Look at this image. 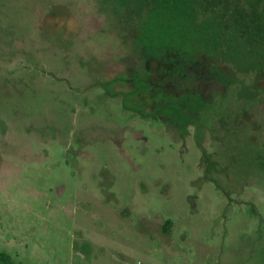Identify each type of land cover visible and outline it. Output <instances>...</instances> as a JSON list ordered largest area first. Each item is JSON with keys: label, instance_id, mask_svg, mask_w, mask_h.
Instances as JSON below:
<instances>
[{"label": "rangeland", "instance_id": "374dc122", "mask_svg": "<svg viewBox=\"0 0 264 264\" xmlns=\"http://www.w3.org/2000/svg\"><path fill=\"white\" fill-rule=\"evenodd\" d=\"M0 253L264 264V0H0Z\"/></svg>", "mask_w": 264, "mask_h": 264}, {"label": "trees", "instance_id": "16d2710c", "mask_svg": "<svg viewBox=\"0 0 264 264\" xmlns=\"http://www.w3.org/2000/svg\"><path fill=\"white\" fill-rule=\"evenodd\" d=\"M219 34H220V31H219ZM202 35V34H201ZM203 36V35H202ZM243 43H246L245 41L243 42ZM202 44V45H201ZM206 44V42H201V40L199 41V44H197V45H195V43H193V45H191L190 47H193V48H197V49H202V50H204L203 49V45H205ZM216 44H217V46H219V44H220V42L218 41V42H216ZM201 45V46H200ZM225 47V49H228L227 48V46L226 45H224ZM217 49H218V47H217ZM236 69L238 68L237 66L235 67ZM250 68H253V67H250ZM250 68H247V70H249ZM253 69H255V68H253ZM259 68H257V70H258ZM244 69H240L239 70V72H241V71H243ZM7 259H8V256L6 255V254H4V253H0V262H3V263H5L6 261H7Z\"/></svg>", "mask_w": 264, "mask_h": 264}]
</instances>
